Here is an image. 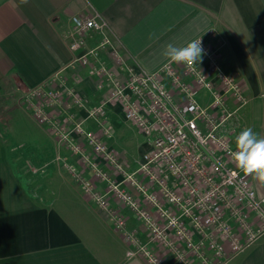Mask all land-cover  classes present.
<instances>
[{"label":"crops","instance_id":"1","mask_svg":"<svg viewBox=\"0 0 264 264\" xmlns=\"http://www.w3.org/2000/svg\"><path fill=\"white\" fill-rule=\"evenodd\" d=\"M95 13L111 27L114 48L148 71L168 61L163 55L168 43L184 47L203 36L221 44L224 70L239 78L249 98L238 113L233 144L248 127L264 137V0H0V264H149L129 257L109 216L84 195L57 157L83 162L59 149L52 130L39 124L21 100L57 75L90 103L104 97L87 69L74 64L78 53L69 45L70 19ZM211 29L216 36H209ZM100 38L92 33L88 47ZM103 56L124 77L112 56ZM54 87H60L57 81ZM52 114L70 128L69 115L76 121L86 115L75 107ZM107 117L121 128L119 105L109 107ZM247 174L264 196V182ZM124 213L146 239V227L130 211ZM165 262L172 264L170 255ZM230 264H264V238Z\"/></svg>","mask_w":264,"mask_h":264},{"label":"built area","instance_id":"2","mask_svg":"<svg viewBox=\"0 0 264 264\" xmlns=\"http://www.w3.org/2000/svg\"><path fill=\"white\" fill-rule=\"evenodd\" d=\"M70 20L69 45L78 53L74 64L87 69L104 97L90 103L57 75L21 100L83 162L57 157L84 195L109 216L129 257L149 264H166L167 255L172 264H230L262 240L264 196L233 156L234 125L249 98L239 78L224 70L222 45L198 37L206 52L200 63L167 61L148 71L114 48L113 31L99 13ZM94 32L101 38L89 48ZM208 34L217 35L213 29ZM105 53L124 77L116 74ZM55 81L60 87H54ZM203 91L208 97L201 102L197 95ZM116 104L145 139L147 149L134 170L110 145L115 133L107 109ZM71 107L86 114L84 121L69 115L72 128L52 114ZM124 210L146 227V239L129 226Z\"/></svg>","mask_w":264,"mask_h":264},{"label":"clouds","instance_id":"3","mask_svg":"<svg viewBox=\"0 0 264 264\" xmlns=\"http://www.w3.org/2000/svg\"><path fill=\"white\" fill-rule=\"evenodd\" d=\"M206 54L201 38L190 41L184 47L168 43L163 55L170 62H184L193 65L201 62ZM167 65H165L166 67ZM236 151L233 156L238 166L249 174L264 182V137H261L251 127L243 129L235 138Z\"/></svg>","mask_w":264,"mask_h":264},{"label":"rangeland","instance_id":"4","mask_svg":"<svg viewBox=\"0 0 264 264\" xmlns=\"http://www.w3.org/2000/svg\"><path fill=\"white\" fill-rule=\"evenodd\" d=\"M205 96H208V92L203 91L202 93L197 95V98L199 101L204 102L203 99ZM120 119L118 117L116 118V120ZM123 122L119 125L121 128L117 129L115 120H111L110 123H112L113 125L115 134L113 135L110 145L116 154L124 158V161L129 164L130 169L134 170L138 165V161L141 158V155L146 151L147 147L145 145L144 137L138 132V130L132 124L126 122L125 119L123 120ZM234 127L238 128V123H236ZM55 139L57 140V138L54 137V140ZM56 142H58L56 145L59 149L62 148V150H68L58 140ZM68 176L65 175V180H70L68 179L70 176Z\"/></svg>","mask_w":264,"mask_h":264}]
</instances>
